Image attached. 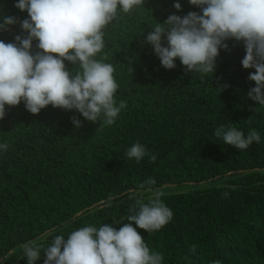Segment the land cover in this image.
<instances>
[{"label": "trees", "instance_id": "1", "mask_svg": "<svg viewBox=\"0 0 264 264\" xmlns=\"http://www.w3.org/2000/svg\"><path fill=\"white\" fill-rule=\"evenodd\" d=\"M14 2L0 0L3 13L26 18ZM180 2L183 12L176 13L173 0H148L106 29L104 55L114 65L116 99L127 104L111 127L51 105L39 114L23 102L6 105L0 120V142L9 145L0 155L3 264H27L21 247L27 242L43 251L55 236L82 226L107 223L119 230L136 200L151 196L141 187L149 178L156 180L152 190L177 187L161 195L172 220L152 234L137 227L164 264H264V106L247 98L254 69L242 67L244 49L235 42L221 51L212 78L186 72L179 60L164 69L143 40L155 19L199 11ZM19 32L17 25L0 39L12 41ZM220 125L245 135L256 130L261 142L243 151L223 144L214 135ZM136 142L155 161L127 159ZM44 259L41 253L35 264Z\"/></svg>", "mask_w": 264, "mask_h": 264}, {"label": "clouds", "instance_id": "2", "mask_svg": "<svg viewBox=\"0 0 264 264\" xmlns=\"http://www.w3.org/2000/svg\"><path fill=\"white\" fill-rule=\"evenodd\" d=\"M148 2V0H147ZM145 0H15L14 7L27 12L26 18L5 15L0 8V34L20 29L12 41L0 39V120L6 105L23 102L25 109L39 114L53 108L78 112L85 120L99 122V128L111 127L127 107L117 101L119 88L114 65L104 55L106 29L123 14L145 8ZM199 11L180 15V0H173L176 13L163 22L155 19L143 44L150 45L164 69L185 66L186 72L201 79L212 78L218 68L221 51H230L229 42L240 44L244 56L240 63L254 82L247 98L264 106V0H188ZM75 67L68 70L65 62ZM75 128L82 126L71 117ZM214 135L223 144L246 150L261 135L250 130L247 135L231 125H220ZM0 142V155L8 150ZM145 156L155 161L146 146L136 142L126 151L129 160L139 163ZM154 178L141 185L152 193L147 202L136 200L127 222L117 230L112 224L86 225L57 235L43 248L33 242L21 245L27 264H35L44 254V264H164L162 253L152 251L137 231L149 234L164 228L173 211L153 192ZM225 192L224 196L228 197ZM115 224V223H114ZM135 225V227L133 226ZM195 252V245L193 246ZM5 258H0L3 264ZM218 264V262H214Z\"/></svg>", "mask_w": 264, "mask_h": 264}, {"label": "rangeland", "instance_id": "3", "mask_svg": "<svg viewBox=\"0 0 264 264\" xmlns=\"http://www.w3.org/2000/svg\"><path fill=\"white\" fill-rule=\"evenodd\" d=\"M208 184V183H207ZM211 185H214V184H216V183H210ZM172 188L173 189H176L177 187H175V186H165V187H162V188H159V189H156V190H153V192H156V191H158V192H160L161 194H163V193H169L170 191H172ZM143 193H146V194H148V193H150V192H143ZM149 195H152V193H150Z\"/></svg>", "mask_w": 264, "mask_h": 264}]
</instances>
